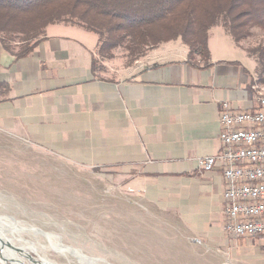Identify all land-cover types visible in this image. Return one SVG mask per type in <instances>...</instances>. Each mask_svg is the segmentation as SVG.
Listing matches in <instances>:
<instances>
[{"label":"crops","instance_id":"0c3cea01","mask_svg":"<svg viewBox=\"0 0 264 264\" xmlns=\"http://www.w3.org/2000/svg\"><path fill=\"white\" fill-rule=\"evenodd\" d=\"M42 38L23 58L0 40V135L114 176L123 202L137 209L126 220L147 253L174 246L178 225L185 245L205 253L202 263L264 264V236L226 233L223 167L200 165L221 150L224 106L253 111L264 93V66L250 53L258 47L216 26L208 62L190 61L178 39L126 65L102 58L99 35L77 25H49ZM164 220L172 242L157 234Z\"/></svg>","mask_w":264,"mask_h":264},{"label":"rangeland","instance_id":"374dc122","mask_svg":"<svg viewBox=\"0 0 264 264\" xmlns=\"http://www.w3.org/2000/svg\"><path fill=\"white\" fill-rule=\"evenodd\" d=\"M245 41L249 50L264 45V32L254 29ZM113 57L126 65L141 58L123 47ZM116 180L0 135V264H206L178 225L174 246L150 245L149 253L139 247L135 222L126 220L137 209L123 202ZM161 224L157 234L172 242L167 222Z\"/></svg>","mask_w":264,"mask_h":264},{"label":"trees","instance_id":"16d2710c","mask_svg":"<svg viewBox=\"0 0 264 264\" xmlns=\"http://www.w3.org/2000/svg\"><path fill=\"white\" fill-rule=\"evenodd\" d=\"M59 23L99 35L102 58H113L122 47L140 58L146 50L181 39L190 61L208 62L212 28L223 26L237 44L254 29L264 32V0H0V40L17 58L30 55L45 29ZM16 43L23 45L18 52ZM250 53L264 66V46Z\"/></svg>","mask_w":264,"mask_h":264},{"label":"built area","instance_id":"2783aa9c","mask_svg":"<svg viewBox=\"0 0 264 264\" xmlns=\"http://www.w3.org/2000/svg\"><path fill=\"white\" fill-rule=\"evenodd\" d=\"M222 147L200 160L205 172L220 165L226 181L225 230L233 238L264 236V93L253 111L224 106Z\"/></svg>","mask_w":264,"mask_h":264},{"label":"bare ground","instance_id":"6f19581e","mask_svg":"<svg viewBox=\"0 0 264 264\" xmlns=\"http://www.w3.org/2000/svg\"><path fill=\"white\" fill-rule=\"evenodd\" d=\"M2 233V232H1ZM63 247V246H62ZM63 249H65L64 247H63ZM66 250V249H65ZM71 252V251H70ZM43 262V264H51V263H49V262H47L46 260H44V261H42Z\"/></svg>","mask_w":264,"mask_h":264},{"label":"water","instance_id":"95a60500","mask_svg":"<svg viewBox=\"0 0 264 264\" xmlns=\"http://www.w3.org/2000/svg\"><path fill=\"white\" fill-rule=\"evenodd\" d=\"M1 248H2V246H1Z\"/></svg>","mask_w":264,"mask_h":264}]
</instances>
